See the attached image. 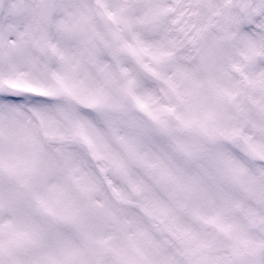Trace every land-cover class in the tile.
<instances>
[{
	"label": "snow or ice",
	"instance_id": "obj_1",
	"mask_svg": "<svg viewBox=\"0 0 264 264\" xmlns=\"http://www.w3.org/2000/svg\"><path fill=\"white\" fill-rule=\"evenodd\" d=\"M0 264H264V0H0Z\"/></svg>",
	"mask_w": 264,
	"mask_h": 264
}]
</instances>
